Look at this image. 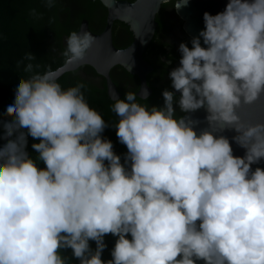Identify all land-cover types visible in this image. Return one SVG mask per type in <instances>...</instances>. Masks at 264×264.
Wrapping results in <instances>:
<instances>
[{
    "label": "clouds",
    "instance_id": "1",
    "mask_svg": "<svg viewBox=\"0 0 264 264\" xmlns=\"http://www.w3.org/2000/svg\"><path fill=\"white\" fill-rule=\"evenodd\" d=\"M203 24L191 47L179 44L162 105L147 103L146 87L113 94L115 122L89 105L83 82L63 87L50 66L34 70L30 52L17 61L29 75L0 112V264H264V168H253L264 118L239 111L264 100V0H226ZM94 39L71 31L66 63L80 66ZM201 109L197 132L190 114ZM108 127L123 157L102 136Z\"/></svg>",
    "mask_w": 264,
    "mask_h": 264
},
{
    "label": "trees",
    "instance_id": "2",
    "mask_svg": "<svg viewBox=\"0 0 264 264\" xmlns=\"http://www.w3.org/2000/svg\"><path fill=\"white\" fill-rule=\"evenodd\" d=\"M32 9H35L37 14L42 13L43 18L33 17ZM106 14L107 9L99 0H57L51 9L45 6L43 0H0V112H3L11 103L18 77L29 75L23 72L24 64L17 68V61L30 52L36 58L32 63L41 65L39 69H34L35 71L43 72L48 66L54 70L56 66L65 61L61 53L65 50L66 38L71 31L78 28L81 18L87 19L89 29L97 32L101 30ZM160 23L158 21V25ZM117 28L121 29L123 39L132 37L127 24L119 18H114L111 23L112 32ZM118 41L124 45L122 40ZM188 46L191 47L190 42ZM150 62L154 66L157 64L154 60ZM115 65L122 67L118 63ZM123 71L120 81L110 76L121 98L126 91H136L139 85L136 74L124 67ZM59 78L65 88L77 82H83L87 86L84 92L89 105L100 112L106 121L115 122L118 119L111 111L113 99L106 93L103 75L98 73L94 67L82 63L78 67L62 71L59 73ZM157 80L149 82L146 77V82L151 88L147 100L149 105H162V90L165 88L170 90L171 81L167 68L161 70ZM177 114H182L178 108ZM102 136L110 139L114 145V151L123 157L127 149L118 141L115 128H106ZM31 143L32 139L29 137L28 150L30 152L32 151ZM115 239L116 237L110 234L105 237L107 248L102 254V259L111 258L110 252ZM90 244L93 248L95 247L94 242L90 241ZM66 254L70 256V250ZM73 264H78V261L73 260Z\"/></svg>",
    "mask_w": 264,
    "mask_h": 264
},
{
    "label": "water",
    "instance_id": "3",
    "mask_svg": "<svg viewBox=\"0 0 264 264\" xmlns=\"http://www.w3.org/2000/svg\"><path fill=\"white\" fill-rule=\"evenodd\" d=\"M107 9V14L104 18V23L100 31L94 32L89 29L87 19L81 18L78 28L75 30L87 31L95 38L91 48L88 50L85 61L95 68V70L103 75L106 93L113 97V94L119 95V90L111 79L110 69L112 65L118 63L126 70L137 75L138 88L146 87L148 92L150 88L145 82L147 73L152 70L151 64L142 57V50L149 41L155 25L156 13L160 9L159 0H99ZM226 0H189L186 7L177 10L176 14L181 20V27L186 36L191 40V37L197 35L199 30L204 27L203 13L209 12L215 14L222 11L225 7ZM114 18L123 20L130 31L132 39L126 46H119L112 42L111 23ZM143 41V43L141 42ZM76 66L66 63V60L56 66L53 71L58 74L62 71L72 69ZM131 67V68H130ZM130 68V69H129ZM173 90V89H171ZM113 99V98H112ZM240 114L244 119H261L264 118V100L258 101L253 105H245L240 110ZM184 115V114H181ZM193 119L200 123L196 126L197 132L207 127L205 121V111L198 110L190 114ZM223 135L231 137L235 134L233 131L225 130ZM232 147L235 155H243L244 149L232 142ZM264 168V161H261L255 167Z\"/></svg>",
    "mask_w": 264,
    "mask_h": 264
},
{
    "label": "flooded vegetation",
    "instance_id": "4",
    "mask_svg": "<svg viewBox=\"0 0 264 264\" xmlns=\"http://www.w3.org/2000/svg\"><path fill=\"white\" fill-rule=\"evenodd\" d=\"M159 11L156 13V25L154 31L146 43L144 49L141 54L142 57L147 60L150 64V60H154L157 64L152 63V70H150L146 77L147 80L153 82V80L158 81V77L160 76L161 70L167 68L168 71L171 68L178 66L180 53L178 51V46L181 42L189 43L190 39L184 33V30L181 27V20L179 16L176 14L174 8L171 4L168 5H160ZM158 21H160V25H158ZM158 25V26H157ZM121 29H114L112 32V42L119 46H126L130 39L122 38ZM132 36V32H131ZM118 40H122L124 45H121ZM164 60L171 58V64L167 66L163 63ZM150 59V60H149ZM169 65L171 67H169ZM160 68V69H159ZM123 67H119L118 65H112L110 69V74L112 77L118 81H120L123 76ZM145 77V82H146ZM147 84V82H146ZM148 85V84H147ZM150 88V86L148 85ZM151 89V88H150ZM171 90V87H170ZM150 93V91H149ZM178 95V94H177ZM183 114V113H182Z\"/></svg>",
    "mask_w": 264,
    "mask_h": 264
}]
</instances>
